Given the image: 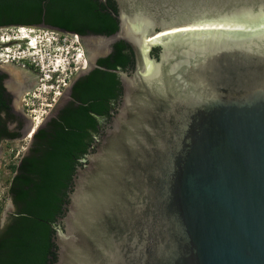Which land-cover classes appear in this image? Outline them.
I'll return each instance as SVG.
<instances>
[{
    "label": "water",
    "instance_id": "95a60500",
    "mask_svg": "<svg viewBox=\"0 0 264 264\" xmlns=\"http://www.w3.org/2000/svg\"><path fill=\"white\" fill-rule=\"evenodd\" d=\"M114 2L108 37L36 27L76 36L85 60L55 106L112 44L136 57L114 71L121 101L77 172L56 264H264V0Z\"/></svg>",
    "mask_w": 264,
    "mask_h": 264
},
{
    "label": "trees",
    "instance_id": "16d2710c",
    "mask_svg": "<svg viewBox=\"0 0 264 264\" xmlns=\"http://www.w3.org/2000/svg\"><path fill=\"white\" fill-rule=\"evenodd\" d=\"M115 15L114 0H0V30L31 29L43 22L79 37H108L118 28ZM157 54L154 48L152 55ZM133 63L130 47L114 43L109 55L73 84V103L33 133L27 153L11 168L8 193L17 210L0 238V264L57 263V230H63L60 220L77 172L86 169L87 156L101 144L105 130L97 136L99 122L106 118L108 123V112L121 96L114 71L125 72Z\"/></svg>",
    "mask_w": 264,
    "mask_h": 264
},
{
    "label": "rangeland",
    "instance_id": "374dc122",
    "mask_svg": "<svg viewBox=\"0 0 264 264\" xmlns=\"http://www.w3.org/2000/svg\"><path fill=\"white\" fill-rule=\"evenodd\" d=\"M23 34H26L29 39H36L38 44L35 50L29 49L26 43L19 41ZM79 54H82L81 45L79 40H75L72 36L36 28L30 30L23 28L20 31L19 29L0 30V66H3L16 82H23L21 77L19 78L21 76L20 70L29 71L36 75L33 87L30 90H25V92L44 85L47 92L49 90L51 93L56 92L58 86V92L61 93V89L68 85L74 74L81 68L80 61H75ZM56 62L59 63L58 66H54ZM43 122L37 128H40ZM30 142L31 138H25L19 142L5 145V160L1 162L5 165V170L3 169L5 196H1L0 201V212L4 210L5 206V220L0 215V225L4 221L5 224L7 223L8 218L6 216H9L12 209L6 194L9 183L14 176L11 168L17 167L21 158L28 151Z\"/></svg>",
    "mask_w": 264,
    "mask_h": 264
},
{
    "label": "flooded vegetation",
    "instance_id": "af4514ba",
    "mask_svg": "<svg viewBox=\"0 0 264 264\" xmlns=\"http://www.w3.org/2000/svg\"><path fill=\"white\" fill-rule=\"evenodd\" d=\"M117 13H118V8L116 6V15ZM117 26H118V21H117ZM90 35H93V34H86L80 38H85ZM112 45L110 46V52L112 51ZM152 50L149 53L150 57H154L152 55ZM131 51L133 53L134 63L130 69H127L125 71V73L129 75L135 70V66H136V57L132 49ZM159 51L160 50L158 48V54H159ZM158 54L156 58H158ZM119 81H120V78H119ZM24 82L25 81L23 82L21 81L19 83L16 82L14 80V77L11 76L10 73H8L3 66H0V201H1V196L2 197L5 196V188H3V184L5 183V180L3 178V169L5 170V165L1 163L2 161L5 160V145L19 142L27 138L26 135L32 127L31 119L29 115L27 114V112L25 111V109L23 108L22 97H23V94L25 93ZM72 95H73V88L70 89L68 93V97L63 98L60 103H58L56 106L54 105L55 107L53 106L54 110L51 109L52 114L50 115L48 114V117L45 118L44 123L42 125H44L50 119H54V120L57 119L61 111H63L66 107H68L69 104L73 103ZM121 96H122V92H121ZM121 96H119V98L115 101L114 103L115 108L113 107L108 112V123H106V118L105 119L103 118L100 120L99 124L101 125L99 126L100 130H98L97 136H100L102 131L106 130L108 125L111 124L112 119L115 117L117 113V108L121 101ZM8 188H7L6 194L9 200V204L11 205L12 209L9 213V216L8 215L6 216L8 218L7 223L5 224V221H4L0 225V238L5 236V231L7 230L8 225L11 223V220L15 217L16 210H17L15 204L13 203L12 195L8 193ZM0 215L5 220V206H4V210L0 212ZM62 229H63V226H62Z\"/></svg>",
    "mask_w": 264,
    "mask_h": 264
},
{
    "label": "built area",
    "instance_id": "2783aa9c",
    "mask_svg": "<svg viewBox=\"0 0 264 264\" xmlns=\"http://www.w3.org/2000/svg\"><path fill=\"white\" fill-rule=\"evenodd\" d=\"M73 38H75V40L77 39L76 36H73ZM31 47L32 48L34 47V49L31 50H35L36 45L34 44V42L31 43L30 47L28 48L30 49ZM56 89H57L56 92L51 93L50 90L47 92L45 86L42 85L41 87L38 88L36 87L33 90L27 91L23 94L22 97L23 108L25 109V111L27 112V114L31 119V126H34V123L36 121H39L38 124L39 126L40 123L44 121L45 118L48 116L51 109L58 101V99L60 98L63 92V88L61 89L62 91L61 93L58 92L59 89L58 86L56 87ZM37 127L35 128V130L37 129Z\"/></svg>",
    "mask_w": 264,
    "mask_h": 264
},
{
    "label": "bare ground",
    "instance_id": "6f19581e",
    "mask_svg": "<svg viewBox=\"0 0 264 264\" xmlns=\"http://www.w3.org/2000/svg\"><path fill=\"white\" fill-rule=\"evenodd\" d=\"M30 30V29H29ZM27 32V31H26ZM21 33V32H20ZM23 33H24V31H23ZM32 34V33H31ZM23 37L24 38H28V36L26 35V34H23ZM32 40V39H31ZM34 42V44L35 45H37L38 43H37V41H36V39H34V40H32V43ZM47 51V50H46ZM96 51V50H95ZM47 57V56H46ZM50 57V56H49ZM75 61H80V65H81V68H83V66L85 65V60H84V58H83V56H82V54H79V56H77V58L75 59ZM59 65V63L58 62H56V63H54V66H58ZM80 68V69H81ZM19 72H21V71H19ZM21 74V76H19V78L21 79V80H23V81H25V80H27V78L29 77L27 74H24V73H20ZM24 75H25V77H24ZM35 76V79H36V75H34ZM20 79H18V80H20ZM16 81V80H15ZM18 82V81H17ZM21 82V81H20ZM19 83V82H18ZM38 124H39V121H36L35 123H34V126H32L31 127V129L29 130V135H27V138H31V134H33V131L35 130V128L38 126ZM31 131V132H30Z\"/></svg>",
    "mask_w": 264,
    "mask_h": 264
}]
</instances>
